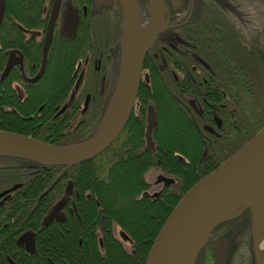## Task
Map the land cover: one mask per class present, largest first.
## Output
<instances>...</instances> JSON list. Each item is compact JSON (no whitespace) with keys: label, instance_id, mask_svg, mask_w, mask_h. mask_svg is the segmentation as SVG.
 Masks as SVG:
<instances>
[{"label":"trees","instance_id":"trees-1","mask_svg":"<svg viewBox=\"0 0 264 264\" xmlns=\"http://www.w3.org/2000/svg\"><path fill=\"white\" fill-rule=\"evenodd\" d=\"M261 4L264 9V0H259V8ZM32 6L40 9L44 2L4 0L0 130L57 146L84 143L98 131L117 80L112 93L90 90L92 99L83 112L85 92L73 100L69 95L76 80V64L93 52V47L88 46L89 41H52L43 56V74L31 86L25 35L20 27L27 28L33 15L39 19L40 13H34ZM262 26L257 41H204L203 57L213 73L205 71L206 75L196 77L202 81L201 90L180 94L178 86L165 82L154 87L152 110L148 111L140 89L133 112L116 139L93 159L71 166L55 184L65 166L0 156V193L15 183L22 184L0 199V264H5L7 256L17 264H144L158 231L188 189L264 126ZM13 47L25 53L22 68L8 65L7 52ZM41 58L38 55L35 59L37 66ZM88 80H93L91 75ZM15 83L23 88V99L13 89ZM187 98L203 108L202 117L180 106L178 99L187 103ZM214 116L222 121L219 129L215 127L219 135L203 129V125L214 126ZM176 128L182 134L180 144L173 145ZM149 134L153 149L148 147ZM30 164L32 169L27 168ZM150 169L175 183L163 187L158 196L150 195L151 183L145 179ZM68 181L72 182L68 198L73 211L42 224L54 202L65 196ZM114 226L128 236L129 250L115 235ZM26 228L34 235L31 253L14 243L17 232ZM221 234L225 239L223 264H256L248 209L216 226L195 264H216L211 248Z\"/></svg>","mask_w":264,"mask_h":264},{"label":"flooded vegetation","instance_id":"flooded-vegetation-1","mask_svg":"<svg viewBox=\"0 0 264 264\" xmlns=\"http://www.w3.org/2000/svg\"><path fill=\"white\" fill-rule=\"evenodd\" d=\"M43 2L44 6L40 9L31 7L34 13H40V20L33 15L27 28L20 27L25 35V53L29 61L27 78L32 86L35 79L38 80L42 76L43 56L50 50L52 41H89L88 46L93 47V52L77 62L74 72L76 80L71 92L77 81L79 83L72 98L71 92L69 95V100H73L85 92L81 103V110L84 112L92 99L90 90L109 94L112 93L116 80L118 81L122 56L121 5L118 0H43ZM135 2L142 30V26L151 21V15L147 10L148 2L147 0ZM163 2L166 7L164 15L166 24L145 53L138 87V92L141 89L143 96V107L145 106L148 111L152 110L153 95L156 92L154 87L165 85V82L170 81L178 86L180 94L201 90L202 81H197L196 77H203L206 72L213 73L203 57L206 53L204 41H257L258 30L264 26V9L263 4L258 7L259 0H163ZM51 21L50 42L48 50L44 51V42L47 35L49 36ZM12 40L17 41V38ZM25 53L21 48L13 47L7 52V59H13L11 65L14 67L22 68ZM38 55L42 58L37 66L35 59ZM89 75L92 76V81L88 80ZM192 83L198 84V87H192ZM13 89L18 92L20 98H24V90L18 83L13 85ZM87 96L89 100L85 108ZM178 102L183 109L187 111L191 109L197 116H203V108L194 99L187 98V103L178 99ZM42 107L40 106L39 110ZM196 110L200 112L197 113ZM213 119L214 131L205 130L204 126L208 125H203V129L212 135H219L216 128L219 129L221 126H217V119L220 120V125L222 121L217 116ZM27 168L32 169L33 165L30 164ZM159 174L157 172V175ZM16 184H20L18 188L22 186L21 183L14 185ZM163 187H165L163 182H152L148 193L158 196ZM65 197L59 214L50 222L60 219L58 217H62L68 210L73 211L71 197L70 199L68 196ZM28 233L33 240V231L26 228L17 232L14 243L18 248L31 253L34 249H28L26 244L19 241L22 235ZM219 238L225 243L224 234L218 235L214 239L211 254ZM6 263L17 264L10 256H7Z\"/></svg>","mask_w":264,"mask_h":264},{"label":"water","instance_id":"water-1","mask_svg":"<svg viewBox=\"0 0 264 264\" xmlns=\"http://www.w3.org/2000/svg\"><path fill=\"white\" fill-rule=\"evenodd\" d=\"M118 1L123 16L121 67L115 92L96 134L78 145L57 146L0 130V156L26 158L50 166H65L55 184L71 166L93 159L116 139L133 110L145 53L166 24L163 0H147V10L151 15V24L147 30L140 28L135 0ZM51 27L52 21L49 36L44 42V51L48 50ZM148 30V35L141 34ZM12 60L9 58V66ZM88 100L87 96L85 108ZM217 126H221L218 119ZM204 129L214 131L211 126H204ZM147 142L148 147L153 149L150 134ZM155 182H163L168 186L174 184L175 180L159 174ZM19 186L16 184L2 191L0 197ZM70 194L65 191V196ZM244 209H248L251 214L252 245L258 264L256 249L264 231V126L237 152L188 189L158 231L144 264H195L198 253L216 226L237 216ZM119 235L124 241L129 239L122 231ZM224 255L225 243L219 238L212 249L214 262L223 264Z\"/></svg>","mask_w":264,"mask_h":264},{"label":"rangeland","instance_id":"rangeland-1","mask_svg":"<svg viewBox=\"0 0 264 264\" xmlns=\"http://www.w3.org/2000/svg\"><path fill=\"white\" fill-rule=\"evenodd\" d=\"M3 5H4V0H0V17L2 15V12H3ZM151 22V21H150ZM150 22L146 23L144 26H142V30H146L150 27ZM78 83L79 81H77L76 85L74 86L72 92H71V95H70V98H72V96L76 93V90H77V87H78ZM181 130H178V128L174 129L173 133H172V142H173V145L175 144H180L179 143V138L181 137ZM156 178H157V172L156 170L154 169H150L149 171H147V173L145 174V179L152 183V182H155L156 181ZM71 188H72V182L71 181H68L67 182V185H66V194H69L71 192ZM157 188V187H156ZM65 196L62 197L61 199H57L50 212L48 213V215H46L44 218H43V221L42 223L43 224H46L48 222H50L51 220H53L55 217H57V215L59 214V208L63 205L64 201H65ZM144 218H142V221H143ZM114 233L115 235L121 239V241L123 242V245L124 247L129 250L130 249V244L128 241H124L122 240V238L120 237V232H119V228L117 226H114ZM19 241L20 242H23L24 244H26L27 248L30 249V250H33L34 249V244H33V240H32V236L30 233H28L27 235L25 236H21L19 238Z\"/></svg>","mask_w":264,"mask_h":264},{"label":"bare ground","instance_id":"bare-ground-1","mask_svg":"<svg viewBox=\"0 0 264 264\" xmlns=\"http://www.w3.org/2000/svg\"><path fill=\"white\" fill-rule=\"evenodd\" d=\"M149 30L141 34L148 35ZM256 257H257L258 264H264V231H263L261 242L259 243V246L256 249Z\"/></svg>","mask_w":264,"mask_h":264}]
</instances>
